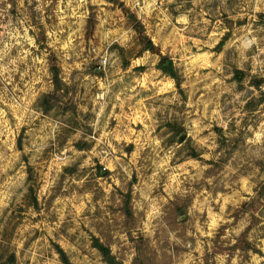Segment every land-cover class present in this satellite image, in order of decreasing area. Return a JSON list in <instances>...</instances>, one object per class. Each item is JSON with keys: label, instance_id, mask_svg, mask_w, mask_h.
<instances>
[{"label": "rangeland", "instance_id": "rangeland-1", "mask_svg": "<svg viewBox=\"0 0 264 264\" xmlns=\"http://www.w3.org/2000/svg\"><path fill=\"white\" fill-rule=\"evenodd\" d=\"M94 238L264 264V0H0V264Z\"/></svg>", "mask_w": 264, "mask_h": 264}, {"label": "trees", "instance_id": "trees-1", "mask_svg": "<svg viewBox=\"0 0 264 264\" xmlns=\"http://www.w3.org/2000/svg\"><path fill=\"white\" fill-rule=\"evenodd\" d=\"M111 2H116V0H111ZM147 42L148 43L145 45L146 50H156V47L153 45V43L150 40ZM163 69L165 71L169 72L174 78H177L176 73L172 72V63L169 64V67H167L166 64L163 63ZM53 78H54V84L57 86L56 90L58 91L60 88V82L61 81H60L59 76H58L56 71L53 73ZM178 84H180V83L178 82ZM55 97H56V91L51 96V98H55ZM93 245L95 248H97L99 250V252L102 254V256L104 257L105 261L108 264H115V259L111 253V250L107 246H105L99 239L94 238L93 239ZM56 248H57V253L59 254V257H60L62 264H72L68 255L66 254V252L61 247H59L58 245H56ZM5 264H16L15 255L14 254L10 255Z\"/></svg>", "mask_w": 264, "mask_h": 264}, {"label": "water", "instance_id": "water-1", "mask_svg": "<svg viewBox=\"0 0 264 264\" xmlns=\"http://www.w3.org/2000/svg\"><path fill=\"white\" fill-rule=\"evenodd\" d=\"M168 65V63L166 64V66ZM185 138V135H180V137H179V141H182L183 139Z\"/></svg>", "mask_w": 264, "mask_h": 264}]
</instances>
